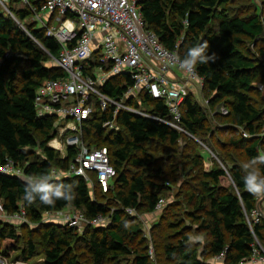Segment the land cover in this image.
I'll list each match as a JSON object with an SVG mask.
<instances>
[{
    "label": "trees",
    "instance_id": "1",
    "mask_svg": "<svg viewBox=\"0 0 264 264\" xmlns=\"http://www.w3.org/2000/svg\"><path fill=\"white\" fill-rule=\"evenodd\" d=\"M31 3L39 9L42 1ZM19 4L9 2L10 15L0 6V165L12 160L27 177L54 169L65 173L77 151L69 149L64 158L49 146L58 135V121L39 118L35 105L46 81L65 77L46 52L58 58L61 47L32 20L31 7ZM138 5L147 29L196 68L207 104L193 93L185 98V133L128 112L118 116L120 130L109 132L103 125L112 112L97 108L84 125L83 141L109 150L117 176L108 192L96 175L92 186L80 177L32 184L0 173L4 210L16 214L23 207L39 224L0 221L4 257L18 253L16 260L28 264L38 257L43 264H212L224 254L226 264H245L255 237L264 247V220L252 233L245 215L264 200L254 183L264 179V92L259 88L264 86V0H139ZM130 85V77H113L101 90L115 98ZM141 101L149 112L173 119L165 102L148 95ZM128 103L139 108L134 99ZM178 146L182 154L174 151ZM204 148L211 154L209 169ZM161 200L168 205L155 213ZM70 207L89 220L102 216L109 222L87 226L83 234L41 223L46 213ZM128 209L162 214L150 238Z\"/></svg>",
    "mask_w": 264,
    "mask_h": 264
},
{
    "label": "built area",
    "instance_id": "2",
    "mask_svg": "<svg viewBox=\"0 0 264 264\" xmlns=\"http://www.w3.org/2000/svg\"><path fill=\"white\" fill-rule=\"evenodd\" d=\"M10 1L0 0V6L8 14H11L8 8ZM19 1L31 7L32 20L45 28L47 37L55 39L61 47L58 58L46 52L50 63L64 71L65 77L46 81L38 90L35 102L37 116L55 117L58 121L60 131L49 144L52 149L61 152L64 158L69 149H75L77 154L70 170L65 173L54 169L50 175L27 177L24 170L9 159L0 165V173L24 178L32 184L80 177L92 186V175H96L103 191L108 192L117 176L109 150L90 148L83 141L84 125L97 108L104 113L112 112L113 118L103 125L109 132L120 130L118 116L121 112H128L185 133L181 126L182 104L190 93L195 94L198 85L204 86V81L195 67L183 62L176 52L163 46L158 36L147 29L139 0H41L39 9L32 5L31 0ZM113 77H130L132 80L123 96L113 98L101 90ZM144 95L165 102L173 119L146 111L141 101ZM130 99H134L139 108L130 105ZM223 114L228 112L223 109ZM165 206L166 200H161L155 213L163 211ZM127 212L138 215L134 209ZM245 215L254 233V227L264 220V200L251 214L245 212ZM0 221L31 227L39 225L29 220L23 207L16 214L7 213L1 201ZM108 222L109 219L102 216L89 220L85 214L70 207L46 213L41 223L62 225L83 234L87 226L101 227ZM252 248V256L245 264H264V247L257 237ZM224 260V254L215 259L217 262ZM10 264L28 263L17 260Z\"/></svg>",
    "mask_w": 264,
    "mask_h": 264
},
{
    "label": "rangeland",
    "instance_id": "3",
    "mask_svg": "<svg viewBox=\"0 0 264 264\" xmlns=\"http://www.w3.org/2000/svg\"><path fill=\"white\" fill-rule=\"evenodd\" d=\"M19 7L20 8H25L24 4H19ZM4 10V9H3ZM5 12V10H4ZM8 14V13H7ZM10 15V14H9ZM30 22V21H29ZM33 22V21H32ZM260 90L264 92V86L260 85L259 86ZM203 87L201 88V86L198 85V88L197 90L195 91V96L196 98H198L199 102H201V104H207V100L206 98H204V94H203V91H202ZM205 99V100H203ZM146 111L149 112V109L146 107L145 108ZM225 110V109H224ZM222 112H223V109H222ZM60 129H58V133H59ZM263 135H264V130H263ZM182 144V143H181ZM182 146H178L177 148L174 149L175 152H178V154H182L183 152V148H181ZM202 155L204 156L206 162H209L210 161V158H211V154L208 150H206L205 148L202 149ZM211 166V163H206V169H209ZM256 178L259 180L258 176L256 175ZM184 178H180V181H183ZM254 183L256 184L257 188L259 189L258 191L262 193H264V179H262L261 181H259L260 184H258L257 180H254ZM263 183V184H262ZM224 184L227 185L228 182L227 180H224ZM169 201H166V204L168 203ZM168 205V204H167ZM138 218L143 226V229L145 230L146 232V237L147 238H150V230L152 228V226H154L155 224H158L159 221L161 220V217H162V214H153V215H143V214H140L138 213ZM201 237L199 235H195L193 236V241L196 242V243H199L200 242ZM150 250H152V252H154V248H153V245L152 243H150ZM17 254H14V253H10V257H4L1 253H0V264H10L14 261H17ZM162 259L164 260V256L162 255ZM21 261V260H19ZM44 260L42 257H38V258H35L33 259L32 261L29 262V264H43ZM212 264H226V261H221V262H217L215 260H213V262H211Z\"/></svg>",
    "mask_w": 264,
    "mask_h": 264
}]
</instances>
